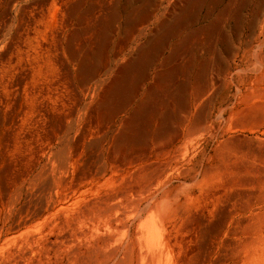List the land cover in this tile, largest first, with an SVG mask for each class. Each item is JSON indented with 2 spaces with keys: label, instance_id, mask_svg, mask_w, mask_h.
Instances as JSON below:
<instances>
[{
  "label": "rangeland",
  "instance_id": "374dc122",
  "mask_svg": "<svg viewBox=\"0 0 264 264\" xmlns=\"http://www.w3.org/2000/svg\"><path fill=\"white\" fill-rule=\"evenodd\" d=\"M0 264H264V0H0Z\"/></svg>",
  "mask_w": 264,
  "mask_h": 264
},
{
  "label": "bare ground",
  "instance_id": "6f19581e",
  "mask_svg": "<svg viewBox=\"0 0 264 264\" xmlns=\"http://www.w3.org/2000/svg\"><path fill=\"white\" fill-rule=\"evenodd\" d=\"M0 236H1V233H0Z\"/></svg>",
  "mask_w": 264,
  "mask_h": 264
}]
</instances>
